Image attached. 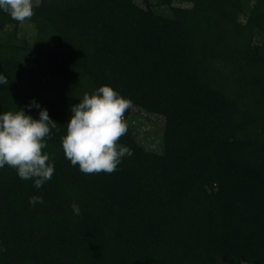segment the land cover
Masks as SVG:
<instances>
[{
	"label": "trees",
	"instance_id": "16d2710c",
	"mask_svg": "<svg viewBox=\"0 0 264 264\" xmlns=\"http://www.w3.org/2000/svg\"><path fill=\"white\" fill-rule=\"evenodd\" d=\"M247 1L163 0L166 17L133 0H41L24 21L32 43L0 11V112L35 98L58 123L43 187L0 168V264H264V0ZM102 85L134 102L119 140L133 154L87 174L61 138L71 106ZM132 115L161 122V153Z\"/></svg>",
	"mask_w": 264,
	"mask_h": 264
},
{
	"label": "clouds",
	"instance_id": "9594fccd",
	"mask_svg": "<svg viewBox=\"0 0 264 264\" xmlns=\"http://www.w3.org/2000/svg\"><path fill=\"white\" fill-rule=\"evenodd\" d=\"M0 11L23 22L34 15L33 0H0ZM6 84L7 76L0 72V86ZM133 106L131 98L111 85L85 92L80 102L71 106L67 132L61 138L65 158L87 174L115 171L125 156L133 154L119 142L129 127L125 113ZM32 109L39 110L38 118L31 114ZM57 125L35 98L16 111L0 112V168L13 167L21 179L33 180L37 189L43 187L55 172V162L45 149ZM29 202L33 206L43 203V197L32 196ZM72 208L75 214L81 213L76 203ZM3 251L6 249L0 247Z\"/></svg>",
	"mask_w": 264,
	"mask_h": 264
},
{
	"label": "rangeland",
	"instance_id": "374dc122",
	"mask_svg": "<svg viewBox=\"0 0 264 264\" xmlns=\"http://www.w3.org/2000/svg\"><path fill=\"white\" fill-rule=\"evenodd\" d=\"M134 3L141 7L142 9H147L150 7L155 14L162 15L166 17H171L172 12L168 6H164L162 4L163 0H133ZM41 0H33L34 6L38 5ZM254 3V0H248L246 3L245 11L250 10ZM172 6L177 8L191 9L192 4L190 2H186V0H172ZM248 12H243L239 14L238 21L241 24H245L247 19ZM7 31H11L14 29V26H7ZM10 29V30H9ZM15 31L17 33L18 39H24L30 41L32 43L36 38V29L33 24L27 22H20L17 27H15ZM7 32H5L6 35ZM256 38L254 42L260 44L262 40V36L260 33L256 34ZM4 36V33L0 34V38ZM32 63L25 62L24 66H29ZM136 114V113H134ZM129 122L131 124V128L135 136H137L138 142L147 150L154 151L156 153H161L163 149L162 138H161V122L153 117L143 118L140 115H132L130 117ZM247 264V263H241Z\"/></svg>",
	"mask_w": 264,
	"mask_h": 264
}]
</instances>
